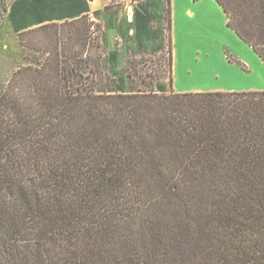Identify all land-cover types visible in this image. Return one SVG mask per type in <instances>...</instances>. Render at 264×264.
I'll use <instances>...</instances> for the list:
<instances>
[{
  "label": "trees",
  "instance_id": "16d2710c",
  "mask_svg": "<svg viewBox=\"0 0 264 264\" xmlns=\"http://www.w3.org/2000/svg\"><path fill=\"white\" fill-rule=\"evenodd\" d=\"M88 1L4 7L28 58L0 81V264H264V91L94 57ZM215 1L264 63V0ZM129 27L173 77L172 0L135 1Z\"/></svg>",
  "mask_w": 264,
  "mask_h": 264
},
{
  "label": "rangeland",
  "instance_id": "374dc122",
  "mask_svg": "<svg viewBox=\"0 0 264 264\" xmlns=\"http://www.w3.org/2000/svg\"><path fill=\"white\" fill-rule=\"evenodd\" d=\"M12 1L0 0V81L7 80L15 65L23 59L26 63L28 58L27 53L21 55L9 48L17 38L9 30L4 7ZM107 7L95 18L101 31L96 34L99 47L91 51L94 57L103 54L106 61L117 51L120 70L131 62L143 61L141 57L148 59L145 69L152 73L155 83L168 85L173 78V88L179 93L264 91V63L227 26L226 15L215 0H172L173 77L166 71V61L158 64L157 41L147 44L146 56L138 53L129 27L132 10L121 0H112Z\"/></svg>",
  "mask_w": 264,
  "mask_h": 264
},
{
  "label": "crops",
  "instance_id": "0c3cea01",
  "mask_svg": "<svg viewBox=\"0 0 264 264\" xmlns=\"http://www.w3.org/2000/svg\"><path fill=\"white\" fill-rule=\"evenodd\" d=\"M111 1L112 0L88 1V6H89L88 14L92 15L94 12L102 11L103 9L106 8V6H108L109 2H111ZM135 1H137V0H121V2H123L128 7V10H130V9L132 10L131 15H129V22L133 21V9H134ZM55 21L56 20H54V19L46 20L44 23H50V22H55ZM33 27H35V25Z\"/></svg>",
  "mask_w": 264,
  "mask_h": 264
}]
</instances>
